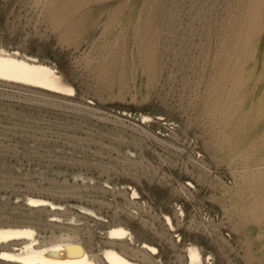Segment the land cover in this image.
<instances>
[{
	"label": "rangeland",
	"instance_id": "374dc122",
	"mask_svg": "<svg viewBox=\"0 0 264 264\" xmlns=\"http://www.w3.org/2000/svg\"><path fill=\"white\" fill-rule=\"evenodd\" d=\"M0 43L76 88L0 80V226L98 251L121 222L158 246L149 264H189L191 242L264 264V0H0Z\"/></svg>",
	"mask_w": 264,
	"mask_h": 264
},
{
	"label": "bare ground",
	"instance_id": "6f19581e",
	"mask_svg": "<svg viewBox=\"0 0 264 264\" xmlns=\"http://www.w3.org/2000/svg\"><path fill=\"white\" fill-rule=\"evenodd\" d=\"M0 80L40 88L39 91L47 94L58 93L60 96L76 94L75 86L64 78L63 73L51 61L1 43ZM144 116L146 119L151 117L148 114ZM133 189L134 197L141 196L137 188L133 187ZM27 198L31 208L49 207L53 208L56 213L58 212L59 203L35 195H29ZM82 209L99 216L91 208L82 207ZM181 212L185 213L184 209L181 208ZM57 215L59 214L52 216L58 218ZM165 215L166 222L174 228L173 218L169 214ZM118 223L120 224L112 226L107 232L106 244H98V251L92 248L94 245L89 247L76 229L62 228L57 231L55 227H52L53 234L50 238L38 239L37 230L31 225L0 226V241L23 240L27 243L18 251L7 248L0 250V259L21 264H149L147 261L154 262L160 253L158 246L144 239L143 249L133 248L130 242L134 241L135 233L130 227L121 222ZM35 242L39 244L30 246V244H36ZM186 247L189 264L212 262L213 254L210 253L208 258H205L197 243L191 242Z\"/></svg>",
	"mask_w": 264,
	"mask_h": 264
}]
</instances>
